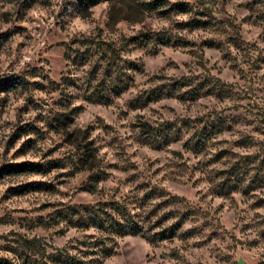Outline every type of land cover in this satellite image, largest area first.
<instances>
[{
  "label": "rangeland",
  "instance_id": "1",
  "mask_svg": "<svg viewBox=\"0 0 264 264\" xmlns=\"http://www.w3.org/2000/svg\"><path fill=\"white\" fill-rule=\"evenodd\" d=\"M142 1L0 0V80L21 82L0 89V264H264V0ZM179 2L186 12L161 13ZM109 45L131 80L109 103L87 101ZM178 77L213 93L132 107ZM165 123L168 143L144 137ZM20 162L45 169L8 172ZM111 201L148 236L180 226L106 239L64 218Z\"/></svg>",
  "mask_w": 264,
  "mask_h": 264
},
{
  "label": "trees",
  "instance_id": "2",
  "mask_svg": "<svg viewBox=\"0 0 264 264\" xmlns=\"http://www.w3.org/2000/svg\"><path fill=\"white\" fill-rule=\"evenodd\" d=\"M80 4H95L101 0H77ZM108 1V0H104ZM141 5L147 10H154L159 7L164 6V0H143ZM169 10L174 9L179 12H186L187 5L185 3L179 2L174 3L171 8L168 7L165 10H161V13H165ZM167 10V11H166ZM206 22L200 19H193L187 25H192V27H201ZM138 39L137 37L133 40ZM158 43L163 45H168L170 40L168 38L160 37L158 38ZM109 47H112L109 45ZM106 49H98L94 54L98 55V59L103 60L102 66L98 67L100 79L94 85L92 90L86 92L85 100L95 102V103H109L113 97L120 95L126 88L127 83L131 80V72L133 70L132 66H127L128 64L115 65L112 61L114 57H119V52L122 50L118 47H112ZM87 52V51H86ZM84 52L77 53V57H82ZM97 68L94 69V71ZM96 72V71H95ZM17 80H12L10 78H5L0 80V89L4 91H9L21 82ZM165 82H161L152 86L151 88L144 90L139 93L135 98L131 100L132 107L136 108L139 105H145L152 101H157L160 98H177L179 100L193 99L200 94L210 95L213 92L214 86H207V84L201 82L194 84L192 79L185 77L178 78H164ZM218 82V81H217ZM216 127L210 130L209 133H215ZM171 126L170 124H161L160 126L154 128L151 127L143 134L146 139H150L158 144H166L169 141ZM208 135V133H207ZM200 139L198 140V142ZM52 167H57L52 166ZM44 167L41 164L34 162H20L8 165L9 173H21V172H42ZM31 189L40 190L46 184L44 182L36 181L29 184ZM27 187H20V193H24ZM70 214V215H69ZM64 217L72 226L76 227H93L100 231L106 239L111 238L113 235L123 236H141L148 237V239L154 238L155 240H163L166 238L173 237L175 235V230L180 226V222H174L166 228L160 229L158 232L153 234V236H148L147 231L150 228L144 229L138 219L136 214H131L128 209L118 201H111L105 203H98L93 206H81L77 210L69 209V212L65 214ZM156 225L158 223L156 222ZM65 264H93V260H85L80 257L70 256Z\"/></svg>",
  "mask_w": 264,
  "mask_h": 264
}]
</instances>
